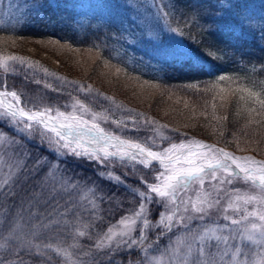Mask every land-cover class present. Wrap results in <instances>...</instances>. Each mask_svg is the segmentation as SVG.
<instances>
[{
  "label": "trees",
  "instance_id": "1",
  "mask_svg": "<svg viewBox=\"0 0 264 264\" xmlns=\"http://www.w3.org/2000/svg\"><path fill=\"white\" fill-rule=\"evenodd\" d=\"M160 1L165 6L162 12L169 14L164 17L166 22L187 41L188 52L160 56L138 45L139 25L123 0H33L17 20L0 25V53L17 50L26 41L35 42L57 56L70 74L76 72L78 80L96 88L98 94L145 111L161 122L167 138H204L264 157V116L248 113L254 105L241 91L249 89L264 96V24L244 19L238 3L231 7L221 0ZM1 72L0 83L18 91L27 107H40L41 101L66 92L67 87L55 84L57 93L43 90L49 81L42 73ZM220 75L229 79L219 81ZM70 93H77L91 105L99 104L75 89ZM118 135L146 141L134 132ZM36 141L25 145L32 160L51 159L47 145L41 147L39 139ZM6 146L0 147V158L9 167L11 152L4 154ZM65 163L67 167L62 164L58 171L79 185L72 199L82 219L73 220L66 232L30 230L28 223L35 221L21 210L27 199L24 189H18L15 201L0 198V261L4 264H124L134 252L105 244L97 248L96 244L111 224L138 208L139 197L133 192L144 190L140 178L152 180L151 169L158 165L154 163L149 169L128 161L123 165L90 164L86 160ZM44 172L47 167L41 175ZM109 172L120 176L122 183L115 179L110 183ZM110 191L117 198L109 203L105 197L101 202V194ZM23 208L28 204L23 203ZM39 211L46 214L51 207L41 206ZM152 211H156L155 205ZM38 246L46 249L43 255Z\"/></svg>",
  "mask_w": 264,
  "mask_h": 264
},
{
  "label": "snow or ice",
  "instance_id": "2",
  "mask_svg": "<svg viewBox=\"0 0 264 264\" xmlns=\"http://www.w3.org/2000/svg\"><path fill=\"white\" fill-rule=\"evenodd\" d=\"M161 7L165 6L162 4ZM168 15L167 12H162L158 19L163 20ZM168 30L175 31V29ZM144 34L149 39L157 38V34L150 24L145 26ZM9 61L24 63L21 57L15 55L0 57V68H3L5 72L8 71L7 62ZM116 71L120 72V68H117ZM217 79L224 81L229 77L220 75ZM0 88L3 89L0 90V140L8 141L4 154L7 155L8 152H11V156L8 157L9 172L6 178L0 182V198H3L5 202L15 201L19 195L18 189H24L27 199L22 202L21 210L22 212L27 211L35 221V223H28L30 230L36 228L62 229L66 232L72 227L73 220L82 219L83 214L79 212L77 203L72 199L73 193L79 185L73 183L71 178H66V174L58 171L62 164L67 167L65 162L68 160H86L90 164L93 162L100 164L119 162L122 165L127 161L138 160L144 168L150 169L154 163H158L161 169L155 172L152 180L145 176L140 178L144 190L139 191L138 194L133 192V195L139 197L137 210L130 215L120 217L119 231L113 230L114 227H117L116 225L109 227L107 233L96 244L97 248L104 247V240L109 242V247L114 241L118 246L127 247L129 250L138 244H148L150 248L152 245L148 242L146 233L153 226L170 230L177 222V214L180 215L182 224L187 220L197 218L203 220L207 216L208 209L212 208L214 204L219 205L222 199L219 193L215 201L210 200L207 193H204L203 196L200 195L207 177L219 181L221 187L224 184L231 185L233 177H236L264 193V160H256L251 156H235L199 140H189L186 144H172L162 151H156L146 143L125 139L107 132L97 123L98 119L106 120L107 116L94 112L91 114V119H86L85 115L90 110L80 100H76L73 105V108L78 109V112H64L53 110L50 107L30 109L24 104L18 92L9 91L7 85L2 83H0ZM79 91L88 94L92 89L90 85L87 88L79 86ZM241 91L247 93L249 100L254 105L247 109L248 113L264 116V96L249 89H241ZM8 97L11 98V103L8 102ZM105 99L111 100V97ZM240 99L243 100L244 97L241 96ZM113 122L120 123L119 121ZM132 123L136 124L137 121L133 118ZM152 123L155 122L144 119L145 125ZM129 130L135 131V128ZM37 138L41 147L47 145L52 154L51 159L38 157L32 160L31 153L27 151L25 145ZM45 167H47V172L41 175ZM49 177L52 179L50 180ZM108 179L110 183L113 179L117 184L122 183V178L120 176L113 177L111 172L108 173ZM28 184L31 185L30 188H25V185ZM194 185L198 189L197 200L199 203L193 201L191 197L185 199L179 195L182 191L187 193ZM231 191L232 193L237 192L236 189H231ZM224 193L227 195L228 190L224 189ZM65 195L68 196L67 200H64ZM105 197L111 203L117 198V194L114 191L103 193L100 196L101 202ZM251 199L235 195L237 202L243 200L245 204H248ZM60 200L64 201L63 204L60 203ZM23 203L28 204L27 209L23 208ZM154 205L156 206L155 212L152 211ZM41 206H50L51 211L46 214L41 213L39 211ZM232 207V203H229L224 212L227 213L228 209ZM34 208L37 210L33 211ZM61 208L63 211L60 210ZM236 210L239 211V208ZM256 215L255 212H248L245 209V215L240 219H231V224L240 225L250 216ZM224 219L228 220L229 217L225 215ZM258 219L264 222V214H259ZM152 220L156 221L155 225L151 223ZM257 227L256 223L251 224L252 230H256ZM244 230H247V226ZM137 231L138 236L136 235ZM209 231L205 229L204 235L194 237V242L198 246V254L194 256L193 264H215L212 255V248L215 247V244L211 237L208 238L207 247H205V237ZM84 234V232L79 233L81 236ZM158 234L162 236L164 231L161 230ZM239 234L238 232L237 235ZM260 234L264 236V231ZM215 239L220 240L221 237L217 236ZM223 239L227 242L229 237L225 236ZM189 250L192 251L191 246ZM38 251L43 255V251L46 249L41 250L38 246ZM87 254L85 251L84 255ZM225 254L227 255V253ZM0 264H4V262L0 261Z\"/></svg>",
  "mask_w": 264,
  "mask_h": 264
},
{
  "label": "rangeland",
  "instance_id": "3",
  "mask_svg": "<svg viewBox=\"0 0 264 264\" xmlns=\"http://www.w3.org/2000/svg\"><path fill=\"white\" fill-rule=\"evenodd\" d=\"M221 1L231 7L238 3L242 13L245 15L244 19H250L253 22L264 24V0ZM123 2L129 6L133 17H135L138 22V35L135 38L138 45L156 55H167L169 57L190 50L187 41L174 27L168 25L165 18H163V20L158 19L162 15L160 0H123ZM31 5H33V0H0V25L13 23L18 19L16 17L20 16L21 13L25 12L27 7ZM147 24L152 26L153 31L157 34V38L149 39L145 36L144 31ZM168 29H175V31H169ZM20 45V48L17 50L13 49L7 53H0V57L15 55L21 57L24 61L23 64L21 61L7 62V72L16 70V72H27L29 75H40V73H42L46 80L49 81L48 84H44L43 86V90L45 91L57 93L53 90L56 86L63 85V87H67L65 93L54 94L51 99L48 98L45 101H41L40 107L32 106L28 108L31 109L35 107L43 109L45 107H50L53 110L64 112H78V109L73 108V105L76 100H80L90 110L89 113L85 115L86 119H91V114L94 112L100 113L102 116H107L108 118L106 120H97V123L107 132H111L114 135H129L133 132L135 134H142V137H145L146 140L144 142L156 151H162L172 144H186L189 140L213 142L204 138L180 140L167 138V130L161 122L154 120V118L145 111H137L133 108L123 106L117 100L105 99V95L98 94L96 88L91 86V84L78 80L76 72L70 74L66 66L61 63L58 57L51 51L40 48L35 42L31 41H26ZM0 70L2 74L6 73L3 68H0ZM89 85L92 89L91 93L85 94L79 91V86L87 88ZM7 88L9 91H16L8 86ZM74 89L81 94L90 95L89 98L96 99L99 104L91 105L81 99L82 97L77 93H70L71 90ZM0 90L3 89L1 88ZM8 98L11 100L10 97ZM54 114L55 112L53 111V115ZM133 118L137 121L136 124L132 123ZM144 119H149L155 123L145 125ZM113 121H119L120 123L117 124ZM132 128H135V131L129 130ZM36 140L38 141V138ZM140 141L141 140H138L137 142ZM6 144H8L7 140H0V147ZM219 145L234 155L255 156L264 159L263 156L257 155L250 150L238 152L231 147L222 144ZM211 146L215 147L214 145ZM134 162H138V160L128 161V164H135ZM156 164L158 168L151 169L153 174L152 177L157 170H161L159 164ZM8 172L9 167L5 165L0 158V182L6 178ZM218 175L220 174L218 173ZM224 189L228 190L227 195H225ZM231 189H236L237 192L232 193ZM197 191V186L194 185L190 187L187 193L182 191L179 195L183 196L185 199L191 197L193 201L199 203V200H197ZM204 193H207L208 198L212 201L218 198L219 193V196L222 197L221 203L219 205L214 204L212 208L208 209L207 216L203 220L197 218L187 220L182 224L180 223V215L177 214V222L170 230L159 229L155 226L148 229L146 233L147 240L152 247L149 248L148 244H138L131 249L134 252L127 256V260L124 264H193L194 256L198 254V246L197 243L194 242V237L204 235L205 229L210 230L205 237V247H207L209 237L212 238L215 244V247L212 248L215 264H264V236L260 234L264 231V222L258 219L259 214H264V193L250 183H246L236 177H233L231 185L224 184L222 187L219 181L207 177L200 195L203 196ZM237 194L241 197L252 198L251 202L248 204H245L243 200L237 202L235 200V195ZM229 203H232L233 207L229 208L227 213H225L224 209L228 208ZM237 208H239V211L236 210ZM245 209H247L248 212H255L257 215L250 216L247 221H244L240 225H232L231 219H240L241 216L245 215ZM225 215L229 217L228 220L224 219ZM118 221L114 222L109 227L116 225L117 227H114L113 230L119 231ZM151 223L155 225L156 221L152 220ZM252 223L258 225L256 230L251 229ZM245 226H247L246 231L244 230ZM213 229L215 231H211ZM107 230L105 233H107ZM161 230L164 231L162 236L158 234ZM238 232L240 233L239 235H237ZM136 235H139L138 231ZM217 236L221 237V239L216 240L215 237ZM225 236L229 237L227 242L223 239ZM233 237L235 238L233 239ZM103 243L109 245L107 240H104ZM111 246L117 247L118 245L113 241ZM190 246L192 251L189 250ZM121 247L129 250L127 247ZM225 253H227V255ZM117 263L121 264L120 261H117Z\"/></svg>",
  "mask_w": 264,
  "mask_h": 264
},
{
  "label": "water",
  "instance_id": "4",
  "mask_svg": "<svg viewBox=\"0 0 264 264\" xmlns=\"http://www.w3.org/2000/svg\"><path fill=\"white\" fill-rule=\"evenodd\" d=\"M204 143H205V144H208V145H214L216 148H219V149L224 148V147H222L221 145L216 144V143H214V142H204Z\"/></svg>",
  "mask_w": 264,
  "mask_h": 264
},
{
  "label": "bare ground",
  "instance_id": "5",
  "mask_svg": "<svg viewBox=\"0 0 264 264\" xmlns=\"http://www.w3.org/2000/svg\"><path fill=\"white\" fill-rule=\"evenodd\" d=\"M7 100H8L9 103L12 102L9 98H7ZM223 150H224V151H227V152H229V153H231L230 151H228V150H226V149H223ZM233 155H234V154H233ZM235 156H238V155H235ZM253 158L256 159V160H262V159H260L259 157H255V156H253Z\"/></svg>",
  "mask_w": 264,
  "mask_h": 264
}]
</instances>
